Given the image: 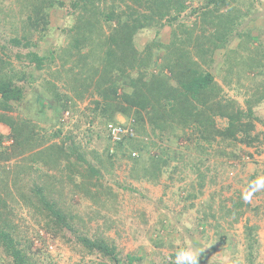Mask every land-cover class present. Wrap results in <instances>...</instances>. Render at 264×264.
I'll list each match as a JSON object with an SVG mask.
<instances>
[{
	"label": "rangeland",
	"instance_id": "1",
	"mask_svg": "<svg viewBox=\"0 0 264 264\" xmlns=\"http://www.w3.org/2000/svg\"><path fill=\"white\" fill-rule=\"evenodd\" d=\"M58 1H62L64 6L55 5L47 10L46 33L30 35L32 38L26 49H12L8 53L11 56L3 54L5 61L15 71L33 79L20 83L24 86L25 98L15 111L5 113V116L11 120H28L34 125L36 134L33 139L43 143L39 149L51 143L59 145L66 137L71 136L72 140L64 141V148L78 145L86 154L87 161L100 170V184L109 187L111 193L106 195V188L100 187L95 181H89L96 185L92 189L99 190V200L96 203L79 195V191L73 194L70 191L74 189L61 176L67 174L59 172L63 165H54L50 159L47 163L44 159L33 158L36 149L23 155L17 154L9 161H0V182L6 181L8 184L5 189L8 192L0 187V195L6 201V208L1 211L2 217L11 226L13 224L17 227L19 235L29 237L34 261L37 264H176L177 252L191 249L197 252L198 260L201 259L199 264H249L246 259L249 253L253 256L252 264H264V189L253 192L249 200L244 199L251 190L250 185L257 179L264 178V101L252 103L249 120L254 129L250 136L258 138L252 146L242 143L243 135L237 134L235 140L229 138L223 141L220 137H215L212 147L205 154L202 151L198 153L196 148L187 151L179 148L186 155L183 161H170L155 184L130 180V163L126 159L116 161L112 167L107 166L104 170L93 153L102 154L106 147L114 148L112 142L115 141L112 137L109 140L108 125L102 124L106 119L99 113L93 116L95 103L102 102L100 97L93 92L92 95L86 92L81 101L71 102L70 108L61 112L59 118L54 119L50 111L44 120L35 118L37 97L49 96L46 91L49 84L58 90L61 97L67 93L74 99L63 86L62 76L73 69L74 64H77L74 70L81 71L79 67L84 62L90 68L97 63L90 55L80 63L78 56L71 54V58H66L62 54L70 36L68 34L66 39L64 30L70 28L75 20L71 14L73 9L69 7L72 0ZM22 2L23 0H0L1 38H19L31 29L28 28L29 22L25 20L27 12L20 7ZM207 2L209 0H185V10L175 17V22L168 24L162 21L164 25L160 27L156 25L138 31L133 36L131 45L134 52L144 54L145 46H150L151 43L153 46L149 50L154 51L157 44L167 45L173 40H177L174 49L178 50L184 46L178 42L182 40L192 56L195 47L201 45L203 50H209L206 58L211 60L209 65H202L193 56L202 74L209 72L213 76L221 87L223 101L230 103V108L238 106L247 113L246 100L250 97H262L264 91V0H223L219 12L229 14L230 19L235 17V24L225 39L218 29L206 25L210 21L201 24L199 13ZM114 4L121 9L126 5L123 2ZM13 14L17 21L23 20L15 33L9 29ZM102 28L105 34L111 31L103 21ZM202 29L205 32L203 35ZM211 32L212 37H209L208 33ZM6 41L0 40V45H7ZM28 50L42 58L39 69L33 63L19 61L14 57L15 52L25 54ZM65 50L66 53L69 52L68 49ZM86 53L87 50L82 51V55ZM255 61L257 66L253 64ZM157 64L158 60L156 66ZM89 69L85 68L84 71L90 72ZM150 71L156 73L157 69L154 67ZM35 92L38 93L36 97ZM213 120L216 129L222 130L227 125L220 116H214ZM114 122L108 124L115 127L128 125V121L119 114L114 116ZM241 122L246 123V120L241 119ZM8 132V128L0 124V134L5 136ZM181 143L178 140L172 147L177 148ZM11 144L10 139H2L0 154L6 156ZM158 145L162 148V144L158 142ZM134 154L138 155L136 152ZM25 156L35 160L26 161ZM20 164L22 167L25 164V167L15 178L14 172ZM193 164L204 174L201 188L196 175L197 168L194 169L191 166ZM15 180L17 187L13 185ZM60 180L63 191L59 195L57 190H60V185L56 182ZM40 184L53 187L52 196L60 202L64 212L73 214L78 231L75 230L73 234L65 232L63 238L50 240V236L41 228L42 222L40 225L36 223L38 216L34 214L32 207L25 206L22 195H26L29 201H35L31 189ZM238 202L243 204L241 210L245 211L235 221L229 211ZM251 230L253 233L250 235L248 232ZM78 236H86L90 241L95 238L104 239L108 247L114 249L118 261L97 251L88 252L76 240ZM250 240L254 243L252 248L248 246ZM11 261L0 246V264H11Z\"/></svg>",
	"mask_w": 264,
	"mask_h": 264
},
{
	"label": "trees",
	"instance_id": "2",
	"mask_svg": "<svg viewBox=\"0 0 264 264\" xmlns=\"http://www.w3.org/2000/svg\"><path fill=\"white\" fill-rule=\"evenodd\" d=\"M115 2H123L126 5L124 4L125 6L121 9L114 4ZM222 2L223 0H209L201 8L203 10L199 16L201 24L210 21L206 25L218 29L225 39L228 36V31L235 24V17L230 19L229 14L219 12ZM184 3L185 0L70 1L69 7L73 9L71 14H73L75 22L70 28L64 30L67 35L66 39L70 36L62 54L66 58H71V54H74L78 56L80 63L90 55L97 63L93 68H90L84 62L82 67H79L82 69L81 71L74 70L77 66L74 64L73 69H69L67 74L62 76L63 86L69 90L74 99L67 93L61 97L58 90L51 84L46 88L49 96H38V93L35 92V97L38 96L34 110L35 118L44 120L49 111L52 117H55L54 119L59 118L60 113L68 110L75 100L81 101L86 92L88 95H92L91 92H93L100 97L102 102L101 104L95 103L92 113L93 116L99 113L106 119L102 124L113 123L116 114L128 121L127 126L118 125L123 133L118 141L112 142L114 148L106 147L102 154L93 153L94 158L104 170L107 166L112 167L116 161L126 159L130 163L128 178L134 182L157 183L170 161H183L186 155L179 148L186 151L196 148L198 153L202 151V154H205L207 149L210 150L217 136L226 141L229 138L235 140L237 134H242L241 142L252 146L258 141L257 136H250L254 129V125L249 120L252 114V103L264 101V91L262 97L257 96L255 99L250 97L246 100L248 110L245 113L238 106L230 108L232 107L230 103L223 101L221 87L214 81L213 76L209 72L202 74V70H200L199 64L193 60V56L197 57L202 65H209L211 60L206 58L209 50H203L201 45L198 48L195 47L192 52L193 56L187 46L181 42L182 40L178 42L185 47L182 46L178 50L174 49L177 40H173L167 45L157 44L154 51L149 50L153 46L151 43L150 46H145L144 54H138L133 50L132 38L138 31L156 25L160 27L164 25V22L168 24L175 22V17L185 10ZM55 5L63 7L64 3L58 0H23L20 7L22 6L23 11L27 12L25 20L29 22L28 28H31V31L29 30L19 38L0 37V40H7V45H0V124L5 125L9 130L5 136L0 134V143L2 139L12 141L8 154L6 156L0 154V161H9L17 154L23 155L25 152L36 149L33 158L44 159L47 163V160L50 159L54 165H63L59 172L63 171L67 174L61 176L74 189V191L71 189L70 192L74 194L79 191V195L96 203L99 200V190L92 189L96 185L90 184L89 181H95L101 187L100 170L87 161L86 154L78 145L64 148V141L72 140L71 136L66 137L59 145L51 143L39 149L43 143L33 139L36 134L34 125H31L28 120H11L5 116V113L15 111L17 105H20L24 100L22 84L33 79L15 71V68L5 61L3 56L15 48L26 49L29 39L32 38L30 35L46 33L48 30L46 12L54 8ZM12 17L14 21L12 19L9 29L10 32L15 33L16 28L19 29L23 20L17 21L15 14ZM102 21L111 30L109 34H105ZM64 31L63 33H65ZM202 31L203 35L205 32L203 29ZM211 34L212 32L208 33V36L212 37ZM65 49H68L69 52L66 53ZM83 50H87L85 55H82ZM159 52L162 54L159 55ZM8 55L11 56V54ZM14 57L19 61L25 60L29 64L33 63L38 69L41 67L42 58L29 50L25 54H21L19 51L15 52ZM241 59L243 58L241 57ZM156 60L159 61L157 66ZM253 64L257 66L258 63L255 61ZM154 67L157 69L156 73L150 71ZM85 68H90L91 71H84ZM261 69L263 70V67ZM21 82L22 84H20ZM214 116L224 118L227 122L226 127L222 130L216 129ZM241 119H245L246 123H242ZM125 130L126 132H124ZM108 138L110 140L111 137ZM178 140L183 144L173 148L174 142ZM158 142L162 144V148ZM155 150L157 152L154 153ZM134 152L138 155H135ZM152 152L153 154H147ZM27 157L25 156L24 160L31 159ZM24 165L23 167H25ZM191 166L195 169L197 165ZM18 167V170L14 172L15 178L23 169L21 164ZM183 167L185 168L186 164ZM196 168L201 188L204 174L199 171V167ZM5 174L8 173L5 171ZM16 183L17 180L13 182L14 187H17ZM56 183L60 185V190H57L60 195L63 191V184L61 180ZM43 184L35 185L31 189L35 201H29L26 195H22L25 206L32 207L34 214L39 219H36V223L40 225L42 222L41 228L50 236V240L63 238L65 232L73 234L77 230L73 214L64 212L60 202L52 196L53 187ZM0 187L4 189L3 191H7L5 190L8 188L7 182H0ZM103 188L108 190L106 195L111 193L109 187L104 186ZM105 194H103L104 197ZM5 203V198L0 195V246L12 259L11 264H37L31 255L32 243L29 237L23 234L19 235L17 227L13 224L11 226L7 219L2 217L1 211L6 208ZM242 207L243 204L238 202L229 211V214L235 217V221L245 211L241 210ZM208 215L209 213L206 214V216ZM248 233L251 235L253 231ZM76 240L85 246L88 252L97 251L113 261H118L114 249L108 247L104 239L95 238L90 241L86 236H78ZM253 244V241L250 240L249 248H252ZM252 258V253H249L246 257L249 264L253 263Z\"/></svg>",
	"mask_w": 264,
	"mask_h": 264
},
{
	"label": "clouds",
	"instance_id": "3",
	"mask_svg": "<svg viewBox=\"0 0 264 264\" xmlns=\"http://www.w3.org/2000/svg\"><path fill=\"white\" fill-rule=\"evenodd\" d=\"M250 189L251 190L244 197L245 200H249L253 192L264 189V178L257 179L252 185H250ZM176 264H199L197 252L191 249L179 250L176 255Z\"/></svg>",
	"mask_w": 264,
	"mask_h": 264
},
{
	"label": "built area",
	"instance_id": "4",
	"mask_svg": "<svg viewBox=\"0 0 264 264\" xmlns=\"http://www.w3.org/2000/svg\"><path fill=\"white\" fill-rule=\"evenodd\" d=\"M107 132L109 136L112 137L113 141H118L121 133H123L118 127H115L111 124L107 126Z\"/></svg>",
	"mask_w": 264,
	"mask_h": 264
}]
</instances>
